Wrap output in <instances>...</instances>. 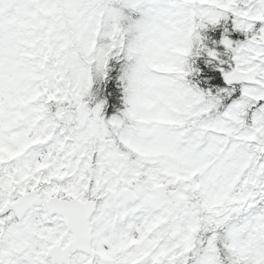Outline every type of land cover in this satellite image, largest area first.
I'll list each match as a JSON object with an SVG mask.
<instances>
[{
    "label": "snow or ice",
    "instance_id": "obj_1",
    "mask_svg": "<svg viewBox=\"0 0 264 264\" xmlns=\"http://www.w3.org/2000/svg\"><path fill=\"white\" fill-rule=\"evenodd\" d=\"M0 264H264V0H0Z\"/></svg>",
    "mask_w": 264,
    "mask_h": 264
},
{
    "label": "trees",
    "instance_id": "obj_2",
    "mask_svg": "<svg viewBox=\"0 0 264 264\" xmlns=\"http://www.w3.org/2000/svg\"><path fill=\"white\" fill-rule=\"evenodd\" d=\"M218 27H219V30L222 33H224L229 28V24L228 23H224V24H222V25H220ZM210 31H213V29H211V28L207 29L206 32H205V35L207 34V32H210ZM206 43H207V41H206ZM209 46L216 48L217 51H219V49H220V45H218V44H216V45L209 44ZM209 60H210V58L205 53V54L201 55L200 57L196 58V63L194 64V67L199 68L200 63L203 61L205 66L208 67L210 71H214L215 70V68H214L215 61H212L211 63H209L208 62ZM202 75H203L202 72L199 75H195L194 74L193 82L197 83L198 86H203L204 84H207V85L211 86L212 82L210 80L205 81V80H202L200 78Z\"/></svg>",
    "mask_w": 264,
    "mask_h": 264
}]
</instances>
